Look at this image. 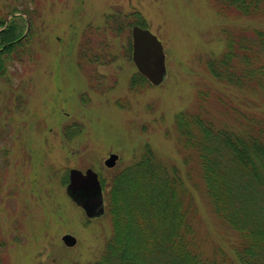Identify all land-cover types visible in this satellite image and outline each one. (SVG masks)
<instances>
[{
  "label": "rangeland",
  "instance_id": "obj_1",
  "mask_svg": "<svg viewBox=\"0 0 264 264\" xmlns=\"http://www.w3.org/2000/svg\"><path fill=\"white\" fill-rule=\"evenodd\" d=\"M218 5L216 0H0L7 21L14 15L7 12L17 8L16 16L32 29L23 59L0 78L2 264H91L100 258L111 222L107 214L87 217L68 196L71 168L91 167L109 181L149 146L200 182L196 155L178 144L175 117L203 102L221 123L237 126L242 114L264 118V90L226 85L207 69L227 51L231 37L264 29V15L247 18ZM134 11L164 47L167 73L159 86L138 74L129 52L132 30L106 26L108 16L123 19ZM93 55L99 59H89ZM87 60L93 61L91 69ZM110 153L120 157L114 168L105 165ZM195 194L211 240L230 250V232L206 196ZM65 234L76 238L74 246L64 243Z\"/></svg>",
  "mask_w": 264,
  "mask_h": 264
},
{
  "label": "trees",
  "instance_id": "obj_2",
  "mask_svg": "<svg viewBox=\"0 0 264 264\" xmlns=\"http://www.w3.org/2000/svg\"><path fill=\"white\" fill-rule=\"evenodd\" d=\"M216 1L221 9H235L247 18L264 15V0ZM17 12L14 8L7 14ZM7 17L0 7V78L9 74L12 62L23 59L32 33L24 36L23 18L13 16L7 23ZM134 25L147 27L138 11L123 19L110 15L106 22L118 31ZM207 69L226 85L264 90V29L231 37L227 51L207 63ZM205 106L201 102L196 110L175 117L178 144L196 155L200 182L149 146L111 180L103 179L112 232L91 264H264V118L242 114L237 126L230 125ZM195 190L206 196L213 215L230 232V250L211 240ZM5 247L0 241V264Z\"/></svg>",
  "mask_w": 264,
  "mask_h": 264
},
{
  "label": "water",
  "instance_id": "obj_3",
  "mask_svg": "<svg viewBox=\"0 0 264 264\" xmlns=\"http://www.w3.org/2000/svg\"><path fill=\"white\" fill-rule=\"evenodd\" d=\"M133 39V61L138 71L145 76L148 81L158 86L163 83L166 77V57L164 47L156 35L149 29L134 26L132 29ZM119 159V155L112 154L106 161L108 167H114ZM68 195L84 208L86 214L93 218L104 214V198L102 186L98 179V174L92 169L82 172L78 169L70 171V183L67 187ZM64 241L72 246L76 239L71 235H66Z\"/></svg>",
  "mask_w": 264,
  "mask_h": 264
},
{
  "label": "flooded vegetation",
  "instance_id": "obj_4",
  "mask_svg": "<svg viewBox=\"0 0 264 264\" xmlns=\"http://www.w3.org/2000/svg\"><path fill=\"white\" fill-rule=\"evenodd\" d=\"M87 62L88 63H86V65L91 69V66H89V63H93V61H89V60H87ZM88 70V69H87ZM88 72V71H87ZM90 73V72H89ZM92 73H90V75H89V78H90V81H91V75ZM111 155V153L109 154V156Z\"/></svg>",
  "mask_w": 264,
  "mask_h": 264
}]
</instances>
